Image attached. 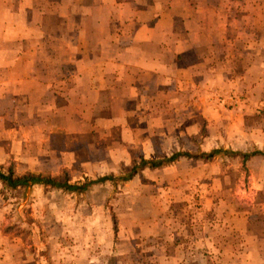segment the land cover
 I'll return each instance as SVG.
<instances>
[{"label": "rangeland", "instance_id": "374dc122", "mask_svg": "<svg viewBox=\"0 0 264 264\" xmlns=\"http://www.w3.org/2000/svg\"><path fill=\"white\" fill-rule=\"evenodd\" d=\"M189 1L181 0L179 9L189 15L179 27L203 29V24L190 20L191 10L197 8L184 5ZM208 1L217 6L213 13L202 7L201 14L215 17V29L223 18L228 20L229 51L220 55L224 68L214 73L194 70L181 77L182 82L217 80L220 86L213 99L204 100L203 87L199 91L204 95L199 92L195 98L178 82L159 95H146L144 101L124 107L113 102L109 110L73 95L67 108L60 100L39 104L47 118L45 132L39 136L23 129L30 138L21 145L18 130L6 124L13 118L0 115V141L10 144H5L0 166L14 161L19 173L60 175L65 170L72 183H82L86 178H117L141 157L164 160L181 152L217 151L214 158L181 157L160 168H146L128 182L110 180L73 194L42 186L12 192L0 183V264L15 262L21 239L34 251L28 248L36 264H202L200 258L209 257L212 249L198 247L200 229L212 228L215 238L231 239V214L237 212L247 213L264 252V158L244 162L242 156L264 152V0H250L254 20L247 6L240 15L237 5L227 4L232 0ZM74 21L68 22L71 29ZM60 26L53 18L52 30ZM255 41L260 45L256 52ZM88 59L83 55L77 68L88 65ZM187 59L192 61L193 52ZM71 71L68 89L79 82V71ZM12 105L0 103V112Z\"/></svg>", "mask_w": 264, "mask_h": 264}, {"label": "crops", "instance_id": "0c3cea01", "mask_svg": "<svg viewBox=\"0 0 264 264\" xmlns=\"http://www.w3.org/2000/svg\"><path fill=\"white\" fill-rule=\"evenodd\" d=\"M227 4L237 5L240 15L245 6L251 8V19H255L250 0H232ZM184 5L197 8L191 10L190 20L203 24V29L181 30L179 23L187 21L189 15L179 9L183 6L181 0H0V103L13 104L11 109L1 110L0 115L3 119L13 118L6 124L18 130L19 144L30 138L23 135V129L39 136L45 132L47 118L39 104L60 100L62 108H67L73 95L100 110H109L107 105L113 102H121L124 107L125 103L144 101L146 95H159L167 85L178 82V87L184 85L195 98L199 92L204 95L199 88H205L204 100H210L218 92L217 80L182 82L181 73L189 75L194 70L214 73L224 68L220 55L226 56L229 51L228 20L222 17L217 30L215 17H203L200 9L207 7L213 13L217 5L208 0H190ZM41 6L47 10L43 11ZM53 18L62 25L55 32L51 27ZM74 18L71 29L68 22ZM254 43L252 51L256 52L260 45L259 41ZM198 46H206L205 51L196 49ZM192 52L193 59L189 61L187 56ZM83 55L89 56L91 62L78 69ZM260 60L252 68H257ZM71 70L79 71V82L68 89ZM149 78L154 79L149 82ZM226 83L228 86V79ZM241 85L245 86L244 82ZM8 110L13 115H7ZM13 143L16 144L15 140ZM5 144L10 146L9 141H0V159L7 151ZM231 216V239L215 238L212 228L200 229L203 235L196 242L198 247L212 249L214 253L209 251V257L202 256L201 263L264 264L262 239L251 232L247 213ZM18 243L13 264H36L28 242L21 239ZM7 259L3 257L4 262Z\"/></svg>", "mask_w": 264, "mask_h": 264}, {"label": "trees", "instance_id": "16d2710c", "mask_svg": "<svg viewBox=\"0 0 264 264\" xmlns=\"http://www.w3.org/2000/svg\"><path fill=\"white\" fill-rule=\"evenodd\" d=\"M217 154V151L212 153H204V154H192V153H177L173 155L169 159L164 160H148L144 157H141L140 162L135 164L126 174H123L117 178L113 176L103 177L96 180H89L86 178L84 182L72 183L71 178L67 171H63L60 175H52V174H38L33 172H25L19 173L16 170V164L14 161H7L5 164L0 166V183L3 186L4 190L8 191H18V190H27L33 186H42L49 187L52 189L61 190L65 193H77V192H85L91 186L98 185L100 183H105L107 181L118 180L120 182H128L132 180L140 171L146 168H160L167 164H170L181 157L185 158H206L213 159ZM243 161L247 162L251 158L256 156H261L264 158L263 151H255L252 153H244L242 154ZM115 231H117V227H115Z\"/></svg>", "mask_w": 264, "mask_h": 264}]
</instances>
